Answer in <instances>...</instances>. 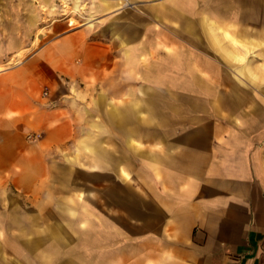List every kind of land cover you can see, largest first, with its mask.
<instances>
[{
    "label": "crops",
    "instance_id": "1",
    "mask_svg": "<svg viewBox=\"0 0 264 264\" xmlns=\"http://www.w3.org/2000/svg\"><path fill=\"white\" fill-rule=\"evenodd\" d=\"M55 1L0 0V264H264V0Z\"/></svg>",
    "mask_w": 264,
    "mask_h": 264
},
{
    "label": "rangeland",
    "instance_id": "2",
    "mask_svg": "<svg viewBox=\"0 0 264 264\" xmlns=\"http://www.w3.org/2000/svg\"><path fill=\"white\" fill-rule=\"evenodd\" d=\"M15 1L19 2L21 4H24V8H26L25 5L27 3H29L30 0H15ZM89 1L90 0H80L81 7H80L79 12H77V13H71L70 12L71 0H68L67 5L64 6V7H63V5H65V3L63 5L62 4L60 5L59 1H55L56 5H57L56 6L57 9L53 13H48L47 11H39V10L35 9V13H36L37 18H38L36 20L37 21L36 23L38 24V26H36V31L39 30V31L43 32V29H44V27H46V25H48L50 22L56 21V20L57 21L64 20L66 26H68V27L77 26L78 24H80L82 22V20H84L85 16L83 15V12L87 9ZM37 2H38V0H35V2H34V0H32V4L38 5ZM40 3H42V2H40ZM20 7H21V5H20ZM22 12L23 11L21 10V13ZM82 16H84V17H82ZM68 19L73 20V24L72 25L67 24V22H68L67 20ZM40 44H41V41L39 40L34 46L29 48V46L32 45V43L30 42L29 45L25 48L26 49V51H25L26 53L24 55L30 53L33 49H36ZM248 54H249V52H248ZM13 57L14 56H12V54H10V55H8V57L6 56L4 58L6 60H4L3 62H5V63L6 62H11V60H14ZM39 135L40 134L35 133L33 138H35L36 136L39 137Z\"/></svg>",
    "mask_w": 264,
    "mask_h": 264
},
{
    "label": "bare ground",
    "instance_id": "3",
    "mask_svg": "<svg viewBox=\"0 0 264 264\" xmlns=\"http://www.w3.org/2000/svg\"><path fill=\"white\" fill-rule=\"evenodd\" d=\"M70 23H72V21H70ZM38 36V35H37Z\"/></svg>",
    "mask_w": 264,
    "mask_h": 264
}]
</instances>
